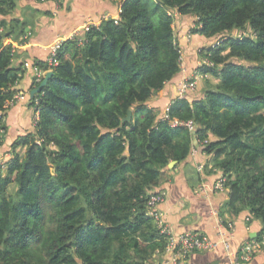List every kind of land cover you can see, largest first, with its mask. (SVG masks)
<instances>
[{
  "label": "trees",
  "instance_id": "obj_1",
  "mask_svg": "<svg viewBox=\"0 0 264 264\" xmlns=\"http://www.w3.org/2000/svg\"><path fill=\"white\" fill-rule=\"evenodd\" d=\"M21 1L0 0V148L24 63L49 68L48 48L15 62L21 50L4 44L29 34L7 19ZM110 1L117 20L81 29V45L63 42L30 100L38 118L0 164V264H152L165 239L148 215L149 196L194 140L225 178L228 213L248 212L264 232V0ZM177 16L196 17L192 32L213 40L201 52L213 65L200 69L216 81L156 111L147 102L180 72Z\"/></svg>",
  "mask_w": 264,
  "mask_h": 264
},
{
  "label": "crops",
  "instance_id": "obj_2",
  "mask_svg": "<svg viewBox=\"0 0 264 264\" xmlns=\"http://www.w3.org/2000/svg\"><path fill=\"white\" fill-rule=\"evenodd\" d=\"M116 8V4L110 0H62L59 4L48 2L42 5L36 4L33 0L21 1L14 10L15 13L7 16V19H19L31 35L22 42L21 35L12 39L14 40L13 48L21 50L15 62L23 61L27 54L43 57L48 46L55 39L66 38L73 32L79 33L83 23L88 20L96 23L106 15L108 18H118ZM22 10L23 12H20ZM45 10H50V14H43ZM195 20L194 16H177L174 21L173 29L181 50L183 69H180L174 81L151 96L147 102L148 107L169 106L172 99L178 97V82L200 69L205 59L201 52L204 53L213 40L192 32V27L196 25ZM24 49L27 51H23ZM30 71V69L26 71L27 73L16 85L18 92L24 93V99L11 105L6 112L4 120L7 132L4 145L0 148L1 164L10 157L8 150L10 143L33 126L36 113L30 105V100L36 93L31 87L32 74L30 76V73L32 71ZM215 81L211 75L198 81L192 95H202ZM154 109L157 111V108ZM203 148L198 141L194 140L193 149L187 159L182 163L174 164L169 178L157 188L164 196V201L157 205V209L163 213L164 220L175 234L197 231L218 240L224 233L226 224L231 223L233 231L230 238V251L227 252L221 246H217L211 251L193 252L185 261L178 264H264V247L248 261H232V254L244 241L259 235L262 226L260 221L250 217L246 211L238 215L228 213L226 210L227 188L216 192L195 193L201 181L212 183L222 175L221 171L213 166L212 156L206 154ZM198 165L203 166L201 171H198ZM246 217L249 218L247 221ZM169 256L165 252L156 253L152 264H175L168 262Z\"/></svg>",
  "mask_w": 264,
  "mask_h": 264
},
{
  "label": "built area",
  "instance_id": "obj_3",
  "mask_svg": "<svg viewBox=\"0 0 264 264\" xmlns=\"http://www.w3.org/2000/svg\"><path fill=\"white\" fill-rule=\"evenodd\" d=\"M42 1H53L56 4H59L62 0H42ZM103 18H108V15ZM117 20V19H115ZM99 22H93L92 20H88L83 23L82 29L83 31H88L92 26H98ZM80 33V32H79ZM77 32H73L66 38H57L55 39L49 46L48 51L49 55L46 58L47 65L49 68L47 70H43L38 66H31L30 63L25 62L24 67L31 69L32 77L34 81L41 82L45 73L50 71V68L57 65V53L61 48L63 42L66 39L77 38L79 42H83V37H77L79 35ZM30 34V33H29ZM29 34L24 36V39H27ZM201 65L204 66H212L213 63L209 61L206 57ZM180 69L182 68V63H180ZM209 74L204 73L202 69H199L196 73H193L191 76L183 77L177 84V96L184 97L188 91L195 90L198 81L206 78ZM24 93L17 92L14 97L9 100L6 104L13 105L16 102L24 99ZM35 103H38V98H34ZM168 108H166V111ZM165 117L167 115L165 114ZM38 118V113L36 112L35 119ZM34 119V120H35ZM185 126L189 130L194 129V123L192 120L180 121L177 119H172L171 126ZM197 141V140H196ZM193 149V147H192ZM191 149V150H192ZM1 164V163H0ZM203 168L202 165H198V171H201ZM226 188L225 186V178L221 175L219 178L215 179L212 183H208L205 181H201L195 190L196 194L205 193L207 191H222ZM164 201V196L161 193H154L149 196L147 202L148 215L153 218L154 223L159 229V233L165 239V247L162 252L169 254L168 262H172L175 264L181 263L185 261V259L193 252H206L215 249L217 246H221L225 251H230V238L232 237L233 227L231 223L226 225L224 233H222L219 239H212L207 235L197 232V231H187L183 233L175 234L170 227L167 225L166 221L163 218V213L157 209V205ZM249 218L246 217L247 221ZM264 247V232L254 238H249L244 241L232 254V261H248L252 258V256L259 250ZM161 253V252H156Z\"/></svg>",
  "mask_w": 264,
  "mask_h": 264
},
{
  "label": "water",
  "instance_id": "obj_4",
  "mask_svg": "<svg viewBox=\"0 0 264 264\" xmlns=\"http://www.w3.org/2000/svg\"><path fill=\"white\" fill-rule=\"evenodd\" d=\"M53 74V72L50 70V71H47L42 79V81L40 82L39 86L37 88H35L33 90L34 93H37L41 90V88L47 83L48 79L50 78V76ZM131 118V110H128V113H127V116L123 119V121L125 120H130ZM176 162L175 161H171L169 164H168V167L172 168L174 166Z\"/></svg>",
  "mask_w": 264,
  "mask_h": 264
},
{
  "label": "rangeland",
  "instance_id": "obj_5",
  "mask_svg": "<svg viewBox=\"0 0 264 264\" xmlns=\"http://www.w3.org/2000/svg\"><path fill=\"white\" fill-rule=\"evenodd\" d=\"M20 12H23V10L22 11H20ZM12 13H15L14 11L12 12ZM16 16V15H15ZM10 19H12V18H10ZM240 31H238V35L237 36H239V37H241V36H243L242 34H244V33H247V31H243V32H241V33H239ZM13 39V37L12 36H8L5 40H4V44H7V43H10L11 45H12V43H13V41L14 40H12ZM11 40V41H10ZM84 42V41H83ZM82 41L81 42H79L78 41V45H81L82 43H83ZM13 46V45H12ZM210 76V75H209ZM35 119V118H34ZM8 150H9V148H8ZM4 170H3V172L5 171V167L3 168ZM14 188L13 187H11V191L13 190Z\"/></svg>",
  "mask_w": 264,
  "mask_h": 264
}]
</instances>
